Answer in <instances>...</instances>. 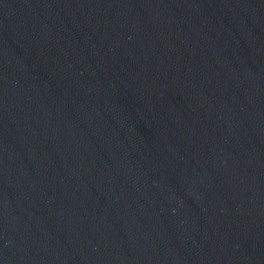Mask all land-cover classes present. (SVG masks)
Segmentation results:
<instances>
[{
    "label": "water",
    "instance_id": "obj_1",
    "mask_svg": "<svg viewBox=\"0 0 264 264\" xmlns=\"http://www.w3.org/2000/svg\"><path fill=\"white\" fill-rule=\"evenodd\" d=\"M0 264H264V0H0Z\"/></svg>",
    "mask_w": 264,
    "mask_h": 264
}]
</instances>
